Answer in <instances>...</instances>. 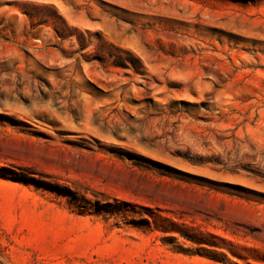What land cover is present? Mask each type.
<instances>
[{"label":"rangeland","instance_id":"rangeland-1","mask_svg":"<svg viewBox=\"0 0 264 264\" xmlns=\"http://www.w3.org/2000/svg\"><path fill=\"white\" fill-rule=\"evenodd\" d=\"M0 264H264V0H0Z\"/></svg>","mask_w":264,"mask_h":264},{"label":"trees","instance_id":"trees-1","mask_svg":"<svg viewBox=\"0 0 264 264\" xmlns=\"http://www.w3.org/2000/svg\"><path fill=\"white\" fill-rule=\"evenodd\" d=\"M56 17L52 23V26L56 32V34L61 37L62 39L70 38L74 36L76 32V29L69 26L66 21L59 15V14H53L52 15ZM77 40L79 41V44L81 47L84 46V41L82 39L81 33H78ZM121 51V50H119ZM126 57L117 55V57L114 59V63L123 67H132L135 71H143V65L139 61L137 57L130 54L129 52ZM99 59H102V55L98 57ZM18 181H27L26 178L22 177L21 175H17L15 177ZM32 180H35L31 178ZM37 184H44L47 188H52L51 185L48 183H43L42 181H35ZM59 194L63 196L68 197V203L71 208H73L74 211L77 213H88L95 216H102L104 219H114V222L116 225L120 224L121 220H125L124 212V206H139L140 208L144 210H149L144 205H137L134 202H127L123 199H120L115 196H111L105 193H92L93 198L87 197V191L84 193H81L76 190V188H70L66 187L64 190H59ZM140 219L138 224L141 226H150V216L151 215H144L143 213H139Z\"/></svg>","mask_w":264,"mask_h":264}]
</instances>
